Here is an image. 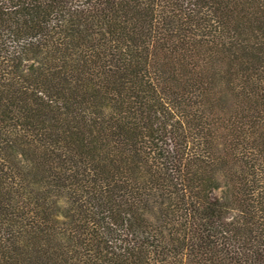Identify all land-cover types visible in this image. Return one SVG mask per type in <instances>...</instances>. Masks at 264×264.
Returning a JSON list of instances; mask_svg holds the SVG:
<instances>
[{"label":"trees","instance_id":"trees-1","mask_svg":"<svg viewBox=\"0 0 264 264\" xmlns=\"http://www.w3.org/2000/svg\"><path fill=\"white\" fill-rule=\"evenodd\" d=\"M0 264H264V0H0Z\"/></svg>","mask_w":264,"mask_h":264}]
</instances>
